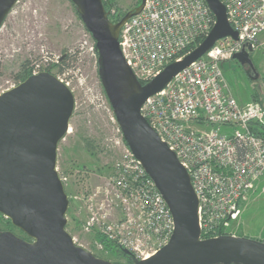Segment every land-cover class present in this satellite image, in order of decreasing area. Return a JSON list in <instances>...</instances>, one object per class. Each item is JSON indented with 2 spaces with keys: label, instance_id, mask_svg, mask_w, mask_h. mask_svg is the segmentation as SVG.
Listing matches in <instances>:
<instances>
[{
  "label": "built area",
  "instance_id": "1",
  "mask_svg": "<svg viewBox=\"0 0 264 264\" xmlns=\"http://www.w3.org/2000/svg\"><path fill=\"white\" fill-rule=\"evenodd\" d=\"M219 2L237 40L216 41L140 109L189 175L198 200L201 240L226 235L245 196L264 182V108L256 103L241 106L228 91L222 71L223 63L248 46L264 55V0ZM214 24L204 0H144L141 12L120 30L121 55L137 80L148 83L165 66L188 55ZM83 36L82 49L97 63L95 43L85 28ZM60 60L45 62L49 66ZM30 72L32 76L45 69L33 64ZM56 78L69 89L68 80ZM110 121L122 155L101 184L78 196L85 216L81 228L93 234L97 248L103 249L96 235L143 261L168 243L173 221L153 181L125 144L113 114ZM59 179L65 186L66 179Z\"/></svg>",
  "mask_w": 264,
  "mask_h": 264
},
{
  "label": "water",
  "instance_id": "2",
  "mask_svg": "<svg viewBox=\"0 0 264 264\" xmlns=\"http://www.w3.org/2000/svg\"><path fill=\"white\" fill-rule=\"evenodd\" d=\"M18 0H0V27ZM97 52L98 77L132 155L153 181L173 221L168 243L150 258L133 264H264V242L221 235L200 239L198 200L187 171L161 142L140 109L180 71L202 57L216 41L237 34L219 0H204L215 18L208 36L180 62H173L142 85L119 47L123 24L138 15L144 0L118 22L108 20L102 0H69ZM252 49L232 56L255 82ZM74 110L71 91L55 76L41 72L0 94V215L27 239L0 231V264H113L76 245L67 232L69 200L56 170L58 144L69 130Z\"/></svg>",
  "mask_w": 264,
  "mask_h": 264
},
{
  "label": "rangeland",
  "instance_id": "3",
  "mask_svg": "<svg viewBox=\"0 0 264 264\" xmlns=\"http://www.w3.org/2000/svg\"><path fill=\"white\" fill-rule=\"evenodd\" d=\"M137 0H116L111 13H127L135 9ZM84 26L69 0H19L0 27V94L18 85L23 65L38 64L47 68L45 60L67 58L62 72L52 65L51 75L70 82L74 110L69 130L58 144L56 170L65 178V193L69 200L66 213L67 232L76 245L97 258L113 264H127L115 253L99 249L93 234L82 230L83 205L78 199L84 191L93 189L110 175L122 155L114 144L112 114L100 84L97 64L84 44ZM250 58L258 72L255 84L234 60L222 64L224 79L230 94L243 107L258 104L264 108V55L253 51ZM50 62V61H48ZM256 95V99L252 98ZM93 151L85 149V141ZM4 230L0 222V231ZM226 235L264 242V182H259L240 204V214L224 231ZM13 233L24 237L17 229Z\"/></svg>",
  "mask_w": 264,
  "mask_h": 264
},
{
  "label": "trees",
  "instance_id": "4",
  "mask_svg": "<svg viewBox=\"0 0 264 264\" xmlns=\"http://www.w3.org/2000/svg\"><path fill=\"white\" fill-rule=\"evenodd\" d=\"M115 2H116V0H102V4H103V7H104V10H105V12L108 14V20L110 21V22H112V23H116V22H118L126 13H123V12H118V14H116V15H114V14H112L111 13V9H112V7L115 5ZM140 4V0H137V3L135 4V7H137L138 5ZM75 8V7H74ZM77 13V12H76ZM80 19V18H79ZM203 40L201 39V40H198L197 42H196V44L195 45H193V46H191L190 48H189V50L188 51H192V50H194L201 42H202ZM66 60H67V58H64L61 62H60V64H58L57 66L59 67V72H62L63 71V68H64V64H65V62H66ZM97 64V63H96ZM28 65H29V62H26L24 65H23V68H24V71H23V75L21 76V77H17L18 79H19V81H18V83L17 84H19V83H21V82H23L24 80H26L28 77H30L31 76V72H30V69L31 68H29L28 67ZM55 66V65H54ZM54 66H52V65H49V66H47V68L45 69V72H47V73H50V70H51V68H53ZM97 72H98V65H97ZM251 83L252 84H255V82H252L251 81ZM142 85H145L146 83H141ZM252 98H254V100L256 99V95L255 94H252V96H251ZM126 144V143H125ZM85 149L88 151V152H91V151H93V149H92V143L90 142V141H85ZM0 222L2 223V225H3V227H4V230H2V231H10V232H13V230L15 229L11 224H10V222H9V220H7V219H5L3 216H1L0 215ZM21 233V232H20ZM22 234V233H21ZM23 236L24 237H22V238H24V239H27L26 238V236L23 234ZM96 240H97V242L99 243V244H101L102 245V248H103V250L104 251H106V252H111V253H115L116 255H118V256H120V257H122V258H124L125 260H126V262H127V264H133V262H132V260H131V258H129V257H127V256H125V255H123L120 251H119V246L118 245H116V244H114V243H112V242H110V241H108V240H106L104 237H101V236H98V235H96Z\"/></svg>",
  "mask_w": 264,
  "mask_h": 264
},
{
  "label": "flooded vegetation",
  "instance_id": "5",
  "mask_svg": "<svg viewBox=\"0 0 264 264\" xmlns=\"http://www.w3.org/2000/svg\"><path fill=\"white\" fill-rule=\"evenodd\" d=\"M243 69H244V73H245V75L247 76V74H246V71H247V68L246 67H242ZM258 73V72H257ZM248 78V77H247Z\"/></svg>",
  "mask_w": 264,
  "mask_h": 264
}]
</instances>
